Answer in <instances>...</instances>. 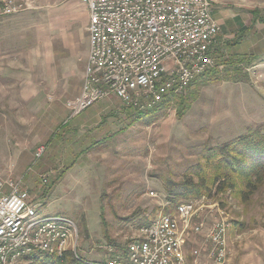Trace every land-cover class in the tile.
I'll return each instance as SVG.
<instances>
[{"label":"rangeland","instance_id":"rangeland-1","mask_svg":"<svg viewBox=\"0 0 264 264\" xmlns=\"http://www.w3.org/2000/svg\"><path fill=\"white\" fill-rule=\"evenodd\" d=\"M24 1L29 4L17 8ZM220 5L239 19L221 31L217 66L207 80L198 78L146 114L108 99L73 117L68 103L81 92L89 55L86 6L80 0H0V176L18 183L40 217L76 224L69 257L104 264L126 252L137 229L162 211L204 198L226 222L225 264H264V181L253 193H243L240 183L219 192L218 183L208 187L216 172L205 164L210 149L228 142L251 137L264 143V0ZM28 18L37 19L35 104L10 102L3 90V53L11 43L17 48L13 29ZM206 243L197 235L185 248Z\"/></svg>","mask_w":264,"mask_h":264},{"label":"built area","instance_id":"built-area-1","mask_svg":"<svg viewBox=\"0 0 264 264\" xmlns=\"http://www.w3.org/2000/svg\"><path fill=\"white\" fill-rule=\"evenodd\" d=\"M80 2L89 9V55L81 92L68 103L73 117L108 99L135 112L151 110L217 66L222 24L213 0ZM204 203L187 200L175 212L162 211L137 229L126 252L113 253L104 264H200L203 257L207 264H225L226 222L215 216L216 205ZM197 235L207 243L187 251ZM77 240L73 221L40 217L18 183L0 176V264H26L37 254L63 256Z\"/></svg>","mask_w":264,"mask_h":264},{"label":"trees","instance_id":"trees-1","mask_svg":"<svg viewBox=\"0 0 264 264\" xmlns=\"http://www.w3.org/2000/svg\"><path fill=\"white\" fill-rule=\"evenodd\" d=\"M218 51L219 49L216 52L218 53ZM214 69L215 68L211 69L205 76L200 77L199 81L203 82L207 80V78L212 76ZM169 101L170 100H167L162 104L165 105ZM159 107H161V105L151 110L156 111ZM142 113L146 114L145 112ZM205 157V164H208L209 166L211 165L216 172L214 175H212L211 182L209 181L207 185L208 187H210L211 185L209 186V184H212L214 186L216 183H218L219 192L224 193L229 190L234 191L238 187H240L239 185L237 186V184L240 183L244 187V189L242 190L243 193H253L256 191L257 183H261V181H264V143L260 142L257 138L253 140L251 139V137L250 139L243 137L238 140H234L232 142L214 147L208 151ZM211 158H213V160H211ZM213 162L216 163L213 164ZM233 169L237 174L234 179H232V173L234 172ZM237 171L239 172L237 173ZM202 176L205 177H201V179L208 178L206 174H203ZM192 183L193 182L187 184H191L188 186H191L192 188ZM200 186H203L205 188V185L203 184H200ZM199 194H201L200 188ZM175 199L176 200H174V202L176 203L180 201V197H177ZM171 207L167 208L165 212L167 213L176 211L175 206ZM32 259L33 260L30 264H91L87 260H79L74 259L73 257H69L68 254H64L63 256L41 254L39 256H32Z\"/></svg>","mask_w":264,"mask_h":264},{"label":"crops","instance_id":"crops-1","mask_svg":"<svg viewBox=\"0 0 264 264\" xmlns=\"http://www.w3.org/2000/svg\"><path fill=\"white\" fill-rule=\"evenodd\" d=\"M215 3L219 8H216V10L214 7V14L216 11H219L222 15V18L218 20L222 24V32L224 33L228 30L227 25L239 18L236 14L232 17H228L227 12L220 5V0H213L214 6ZM84 5L87 8L89 24V9L86 4ZM221 8H223V10ZM24 21L23 24H16L17 28L13 29L18 30L15 33L18 36L17 40L12 39L17 48H14L13 43H11V49H6V52L3 53L4 57L8 58L7 61H5V63H7L5 68L2 70V75L5 76L4 84L6 87V89L3 90L7 92L6 96L10 102L20 100L23 104H35L37 102V19L28 18L24 19ZM13 30L10 36L14 35ZM4 36L7 37V35ZM2 40V42L5 41L3 38ZM15 41L17 44H15ZM3 47H5V43ZM30 262H32V257L29 260V263Z\"/></svg>","mask_w":264,"mask_h":264}]
</instances>
